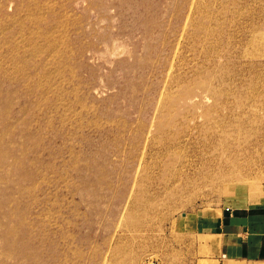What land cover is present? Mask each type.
I'll use <instances>...</instances> for the list:
<instances>
[{"label": "rangeland", "instance_id": "obj_1", "mask_svg": "<svg viewBox=\"0 0 264 264\" xmlns=\"http://www.w3.org/2000/svg\"><path fill=\"white\" fill-rule=\"evenodd\" d=\"M254 202L264 0H0V264H264Z\"/></svg>", "mask_w": 264, "mask_h": 264}, {"label": "crops", "instance_id": "obj_2", "mask_svg": "<svg viewBox=\"0 0 264 264\" xmlns=\"http://www.w3.org/2000/svg\"><path fill=\"white\" fill-rule=\"evenodd\" d=\"M210 224L215 230L211 233L217 239V254L231 259L264 260V202L235 203Z\"/></svg>", "mask_w": 264, "mask_h": 264}, {"label": "bare ground", "instance_id": "obj_3", "mask_svg": "<svg viewBox=\"0 0 264 264\" xmlns=\"http://www.w3.org/2000/svg\"><path fill=\"white\" fill-rule=\"evenodd\" d=\"M245 188H246V187H245ZM205 264H213V263L209 262V263H205Z\"/></svg>", "mask_w": 264, "mask_h": 264}]
</instances>
